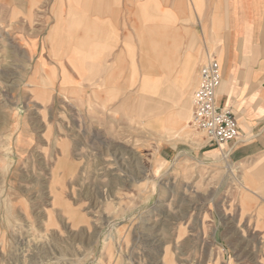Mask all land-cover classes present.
I'll return each instance as SVG.
<instances>
[{
  "label": "rangeland",
  "instance_id": "rangeland-1",
  "mask_svg": "<svg viewBox=\"0 0 264 264\" xmlns=\"http://www.w3.org/2000/svg\"><path fill=\"white\" fill-rule=\"evenodd\" d=\"M14 1L0 4V264H264V206L236 167L203 162L206 140L188 125L198 80L183 100H162L153 59L142 79L136 54L125 69L124 34L130 49L155 35L139 30L141 0H100L115 32L87 16L84 62L66 8L77 0H64L60 20L54 0ZM147 1L143 26L161 13L170 30L171 0Z\"/></svg>",
  "mask_w": 264,
  "mask_h": 264
},
{
  "label": "crops",
  "instance_id": "crops-1",
  "mask_svg": "<svg viewBox=\"0 0 264 264\" xmlns=\"http://www.w3.org/2000/svg\"><path fill=\"white\" fill-rule=\"evenodd\" d=\"M24 1L28 5L46 4V0ZM159 1L156 5H163V0ZM14 2V0H0V4L6 3L7 5H12ZM171 2L170 30L172 33L169 36V27L164 25V17L161 13L154 14V27L150 28L147 24L143 26L145 22L151 20L147 19V14L142 15V7L146 9L148 1L141 0L143 6L140 7V13H138L139 30L141 27L144 31L154 28L155 35L152 34L150 39L146 34L144 37L140 36L141 41L137 42L139 49H130L133 31L131 33L130 30L127 37L124 34L125 39L130 43L128 48L122 49L125 66L127 65L125 69L130 71L133 69L131 56L133 53L136 54L137 59L134 65L138 67V76L142 79L149 76L146 74L148 62L153 59L156 86L159 87L163 96L162 100H183L182 97L186 96L192 85L196 84V79L198 80V75L196 78L197 62L201 61L197 73L199 74L206 57L213 55L218 60L222 71V82L217 91L216 103L219 107L230 108L233 111L238 128V138L221 149L205 143L199 148V150L204 149L201 158L204 163L217 158L222 159L225 164L236 167L238 172L243 174L242 178L246 183L244 189L251 193L253 204L264 206V0H214V3L211 0H202L204 6L202 22L206 26L207 36L215 39L217 47L214 52L209 51L210 46H207L203 39L204 30L197 25L194 0H187V2L186 0H171ZM195 3L198 4L199 0H195ZM50 4L55 7L54 10L59 15L57 20H60L62 18L60 13L65 8L64 0H54ZM100 5V0H77L76 4L66 7L68 12L69 7H74L75 33L76 36L80 33L82 39V50L77 51L81 54V57H78L81 62H84V56L87 53L83 49L84 40L87 46L90 43L87 39L93 34V28L88 23L90 19L86 18L87 16L91 18L95 16L92 23L101 22L110 37L115 32L111 23L106 21L107 18L101 21L98 15L101 10ZM17 8L20 6L18 5ZM212 18L215 22L213 29H211ZM51 27V30L54 28V35L59 28L55 22ZM165 29H168L167 33ZM65 36L66 33H61L59 30L60 41L58 47L55 46L54 49H62V44L65 45V42H62L61 38ZM145 38L146 43L144 44ZM198 38L202 39L204 57H201L200 47L197 46ZM93 47H99V38L95 40ZM108 49L109 51L113 49L109 55L115 52L113 46L109 45ZM91 59L94 60V57L92 56ZM113 65L115 66V60ZM145 66L146 69H144ZM81 67L85 70L84 65ZM108 68L110 69L111 66L109 65ZM79 69L77 66V79L80 78ZM86 70H90L89 64ZM144 70H147L146 73ZM263 210L261 208L260 212Z\"/></svg>",
  "mask_w": 264,
  "mask_h": 264
},
{
  "label": "built area",
  "instance_id": "built-area-1",
  "mask_svg": "<svg viewBox=\"0 0 264 264\" xmlns=\"http://www.w3.org/2000/svg\"><path fill=\"white\" fill-rule=\"evenodd\" d=\"M222 71L218 60L208 55L198 74V83L192 95V113L189 127L200 132L207 144L219 149L238 138L233 111L216 103Z\"/></svg>",
  "mask_w": 264,
  "mask_h": 264
}]
</instances>
